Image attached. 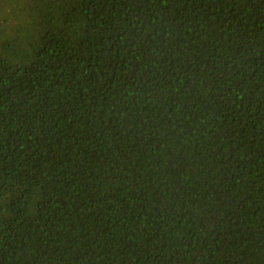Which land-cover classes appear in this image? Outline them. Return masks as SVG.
Masks as SVG:
<instances>
[{
    "label": "trees",
    "instance_id": "16d2710c",
    "mask_svg": "<svg viewBox=\"0 0 264 264\" xmlns=\"http://www.w3.org/2000/svg\"><path fill=\"white\" fill-rule=\"evenodd\" d=\"M0 264H264V0H0Z\"/></svg>",
    "mask_w": 264,
    "mask_h": 264
},
{
    "label": "rangeland",
    "instance_id": "374dc122",
    "mask_svg": "<svg viewBox=\"0 0 264 264\" xmlns=\"http://www.w3.org/2000/svg\"><path fill=\"white\" fill-rule=\"evenodd\" d=\"M12 12H10V11H8V13L7 14H11Z\"/></svg>",
    "mask_w": 264,
    "mask_h": 264
}]
</instances>
